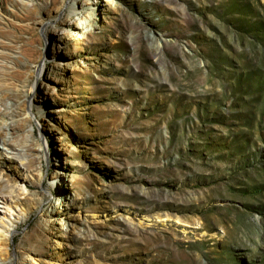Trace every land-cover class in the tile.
Here are the masks:
<instances>
[{
  "label": "rangeland",
  "instance_id": "374dc122",
  "mask_svg": "<svg viewBox=\"0 0 264 264\" xmlns=\"http://www.w3.org/2000/svg\"><path fill=\"white\" fill-rule=\"evenodd\" d=\"M1 93L0 264H264V0H0Z\"/></svg>",
  "mask_w": 264,
  "mask_h": 264
},
{
  "label": "bare ground",
  "instance_id": "6f19581e",
  "mask_svg": "<svg viewBox=\"0 0 264 264\" xmlns=\"http://www.w3.org/2000/svg\"><path fill=\"white\" fill-rule=\"evenodd\" d=\"M62 9V8H61ZM77 15H79V13L76 11V10H72V13H71V16H69L67 19H64V20H60L59 21V24H66V23H70L68 20H72L73 18H75ZM76 24V23H75ZM57 26V25H56ZM53 27H55V26H53ZM10 94V96H11V92H9ZM14 93V92H13ZM0 95H3V93H1ZM13 95H15V93L13 94ZM4 96H6V95H4ZM18 96H20V95H18ZM21 97V96H20ZM15 99V98H14ZM13 100V99H12ZM14 101V100H13ZM15 101H16V106H17V103H24V101L27 103V101H28V103L30 104V102H29V100L28 99H25V100H22L21 99V101L19 100V101H17L16 99H15ZM17 108V107H16ZM18 109V108H17ZM14 111V110H13ZM11 119V122L8 124H5V125H8V126H6V127H4V129L5 130H7V133H8V130H10L12 127L11 126H14L15 125V122H14V119L13 118H10ZM6 145H7V142L6 141H3L2 142V147H0V148H2L4 151H10V149L9 148H6ZM12 152L14 153H12V155L14 156H19V154H20V152H18V151H15V150H12ZM11 153V152H10ZM8 158H12V157H8ZM4 178L2 177V175H0V182L3 180ZM51 185H52V183H51ZM53 186V185H52ZM20 191H25L24 190V188L22 187L21 188V190ZM9 200H11L10 198H9V196H6V195H0V203L2 204V205H4V206H7V204H8V201ZM56 207V204L55 205H53V209ZM5 208V207H4ZM5 211H4V209H1L0 210V224H2L1 223V221L2 222H4V220H5V213H4ZM54 212V211H53ZM7 226V225H6ZM9 227H5V226H3L2 227V229L3 230H0V254H2V253H5V252H7L8 250H9V248H8V242H9V238H10V235L12 236V230L14 229L11 225H8Z\"/></svg>",
  "mask_w": 264,
  "mask_h": 264
}]
</instances>
